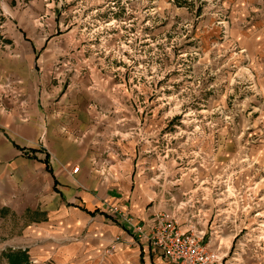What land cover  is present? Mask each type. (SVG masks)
Here are the masks:
<instances>
[{"label": "rangeland", "instance_id": "rangeland-1", "mask_svg": "<svg viewBox=\"0 0 264 264\" xmlns=\"http://www.w3.org/2000/svg\"><path fill=\"white\" fill-rule=\"evenodd\" d=\"M38 5L36 35L68 43L54 47L56 79L67 89L95 76L89 108L123 122L108 126L114 139L127 130L141 149L140 135L163 126L158 182H176L184 200L156 216H174L184 231L203 233L220 255L217 264H264V0ZM131 116L145 120L142 132L134 120L124 124ZM35 219L30 211L1 216L0 264H65L62 245L36 230L42 224Z\"/></svg>", "mask_w": 264, "mask_h": 264}, {"label": "crops", "instance_id": "crops-1", "mask_svg": "<svg viewBox=\"0 0 264 264\" xmlns=\"http://www.w3.org/2000/svg\"><path fill=\"white\" fill-rule=\"evenodd\" d=\"M25 1L32 0H0V218L30 211L42 224L36 230L62 245L61 263L168 264L110 213L118 208L144 220L168 208L175 211L184 200L176 182H158L164 169L163 126L157 123L151 137L140 135L141 149L126 137L127 130L114 139L109 127L123 122L89 108L97 98L89 88L95 76L64 89L53 73L54 47L63 50L68 43L36 35L39 0L32 6ZM133 120L136 125H129L142 132L141 118L131 116L124 124ZM159 139L145 157L148 141Z\"/></svg>", "mask_w": 264, "mask_h": 264}, {"label": "built area", "instance_id": "built-area-1", "mask_svg": "<svg viewBox=\"0 0 264 264\" xmlns=\"http://www.w3.org/2000/svg\"><path fill=\"white\" fill-rule=\"evenodd\" d=\"M110 213L117 215L139 242L148 244L168 264H217L220 260L219 253L212 248L211 241H206L203 233L184 231L174 216L159 218L153 214L142 220L118 208H111Z\"/></svg>", "mask_w": 264, "mask_h": 264}, {"label": "trees", "instance_id": "trees-1", "mask_svg": "<svg viewBox=\"0 0 264 264\" xmlns=\"http://www.w3.org/2000/svg\"><path fill=\"white\" fill-rule=\"evenodd\" d=\"M24 255H25V253H19L17 256H24Z\"/></svg>", "mask_w": 264, "mask_h": 264}]
</instances>
